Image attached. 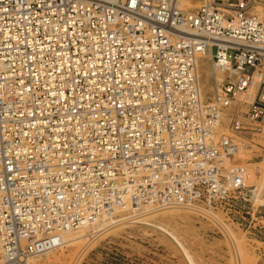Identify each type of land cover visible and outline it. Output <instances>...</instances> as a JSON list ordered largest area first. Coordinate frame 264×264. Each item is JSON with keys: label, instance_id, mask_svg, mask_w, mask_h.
I'll list each match as a JSON object with an SVG mask.
<instances>
[{"label": "built area", "instance_id": "built-area-1", "mask_svg": "<svg viewBox=\"0 0 264 264\" xmlns=\"http://www.w3.org/2000/svg\"><path fill=\"white\" fill-rule=\"evenodd\" d=\"M256 2L0 0V264L115 209L213 219L250 200L264 150ZM224 116L231 136L218 135ZM260 221L238 225L264 264Z\"/></svg>", "mask_w": 264, "mask_h": 264}, {"label": "rangeland", "instance_id": "rangeland-1", "mask_svg": "<svg viewBox=\"0 0 264 264\" xmlns=\"http://www.w3.org/2000/svg\"><path fill=\"white\" fill-rule=\"evenodd\" d=\"M187 2L188 4L182 8L192 10L201 4L200 0H187ZM261 6L262 11L257 10L256 13V9L253 7L252 13L264 17V4ZM203 65L209 67L207 59H204ZM202 83L205 92L212 90L210 76L206 77L203 74ZM223 120L218 133L219 135L223 133L220 136H231L228 128L229 117L224 116ZM261 137H264V133ZM258 142L264 145L263 140L259 139ZM253 148L258 151L255 154L262 155L257 160H253L255 163L250 165L254 171L261 172L256 177L259 187L255 194L249 193L247 198L250 200L247 202L241 201L233 206L225 205L224 208L216 210V217L213 219L203 217L194 210L187 208H166L157 211L151 210L150 212L147 209L123 210L122 216L119 217L122 219L125 217V220L102 225V227L98 226L95 230L102 228L99 232H94L90 228L72 231L69 238H75V242L66 243L63 247L47 254L33 257L28 263L257 264V258L248 242L246 229L238 225L255 224L259 220H262L260 224H264V162L260 164V161L264 160V150L257 146ZM251 156H253L252 153L247 158ZM254 171H250V183L255 182ZM142 212L143 214H141ZM182 213L185 215L183 216ZM179 214L182 217L179 218ZM144 216L149 217L150 224L139 222ZM253 216L259 218L258 221ZM219 224H222V227ZM161 226L178 238L175 239L173 235L163 231Z\"/></svg>", "mask_w": 264, "mask_h": 264}, {"label": "bare ground", "instance_id": "bare-ground-1", "mask_svg": "<svg viewBox=\"0 0 264 264\" xmlns=\"http://www.w3.org/2000/svg\"><path fill=\"white\" fill-rule=\"evenodd\" d=\"M179 3H180V6L182 7V6H185V5H187L188 4V2H187V0H179ZM197 6H198V4H196ZM254 9H256V13H257V10L258 11H262L263 9H262V6H261V4L260 3H258V2H256V4L254 5ZM253 10V9H252ZM264 12V11H263ZM263 12H261V13H263ZM259 13V12H258ZM260 15H263V14H260ZM203 62H204V59H200V61H199V66L201 67V74H202V76H203V74L206 76V77H209V76H211V74H212V67L210 66V63H209V67L207 66H204L203 65ZM1 64H4L3 62H0ZM203 84V83H202ZM224 119V118H223ZM224 121V120H223ZM220 128V127H219ZM222 129V128H221ZM220 129V130H221ZM225 129V128H224ZM219 132V131H218ZM221 132H223V131H221ZM220 132V133H221ZM225 132V131H224ZM226 133V132H225ZM221 134H223V133H221ZM220 134V135H221ZM218 135H219V133H218ZM255 197H256V195H255ZM182 208H187V207H182ZM134 209H136V207H134ZM164 209H166V208H164ZM164 209H158V210H164ZM187 209H190V208H187ZM124 209L123 208H120V209H115L114 211H111V212H108V213H103V214H101L100 216H97V218L95 219V221H93L92 223H89V224H85V225H83V226H80V227H78L77 229H71V230H66V231H64L63 233H62V238H63V243H64V245L67 243V244H71V243H73V242H75L76 241V239L74 238V239H70L69 238V236H70V233H72V231H80L81 229H87V228H90V229H93L94 230V232H99V231H101L102 230V228H100L99 230H95L96 229V227H102V225H106V224H112V223H116V222H119L120 220H125V217L122 219V218H120L119 216H122V211H123ZM141 210H143V209H141ZM149 210V209H148ZM151 210H149V212H150ZM154 211H157V210H154ZM146 212H148V211H146ZM171 212V211H170ZM135 214H139V213H135ZM141 214H143V212L141 213ZM168 214H169V212H168ZM176 215H177V213H175ZM183 214V213H182ZM125 215V214H124ZM145 215H147V214H145ZM173 215V214H172ZM185 214H183V216H184ZM192 215V214H191ZM140 216V215H139ZM150 216V215H149ZM186 216H188V215H186ZM185 216V217H186ZM136 217V216H135ZM138 217V216H137ZM141 217V216H140ZM163 217V216H162ZM178 217V216H177ZM180 217H182V216H180V214H179V218ZM119 218V219H118ZM164 218V217H163ZM170 218V217H169ZM168 219V218H167ZM185 219V218H184ZM184 219H183V221H184ZM189 219V218H188ZM132 220H134V219H132ZM137 220V219H136ZM163 220V219H162ZM170 220V219H169ZM192 220V219H191ZM182 221V220H181ZM182 221V222H183ZM185 221H188V220H185ZM190 221V220H189ZM132 222V221H131ZM139 222H143V223H149L150 224V220H149V217L148 216H144L142 219H141V221H139ZM160 222V221H159ZM167 222H169L168 220H167ZM174 222V221H173ZM142 224V223H141ZM152 225V224H151ZM157 226H159V225H157ZM160 227V226H159ZM168 227V226H167ZM161 229L163 230V231H165L166 233H169V234H171V235H173V238H178L176 235H174L172 232H170L168 229H166V228H164V227H162L161 226ZM69 238V239H68ZM180 241V240H179ZM181 242V241H180ZM55 250V249H54ZM50 251H53V250H50ZM50 251H47V252H45L44 254H47V253H49ZM41 255V254H40ZM33 257H36V256H33ZM33 257H31V258H33ZM30 258V259H31ZM29 259V260H30ZM28 260V261H29ZM28 261H27V263H28ZM31 261V260H30ZM29 264V263H28Z\"/></svg>", "mask_w": 264, "mask_h": 264}]
</instances>
